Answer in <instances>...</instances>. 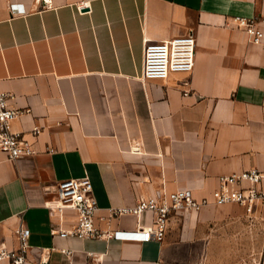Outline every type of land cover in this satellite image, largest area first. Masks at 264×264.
<instances>
[{
	"label": "crops",
	"instance_id": "obj_1",
	"mask_svg": "<svg viewBox=\"0 0 264 264\" xmlns=\"http://www.w3.org/2000/svg\"><path fill=\"white\" fill-rule=\"evenodd\" d=\"M236 17L264 30V0H0V89L35 149L0 150V247L28 227L27 264H264V203L177 214L163 240L56 231L78 219L56 207L62 179L89 177L95 224L114 231L153 223L112 215L140 195L200 199L221 175L264 171V39ZM187 34L193 69L144 78L145 44Z\"/></svg>",
	"mask_w": 264,
	"mask_h": 264
},
{
	"label": "built area",
	"instance_id": "obj_2",
	"mask_svg": "<svg viewBox=\"0 0 264 264\" xmlns=\"http://www.w3.org/2000/svg\"><path fill=\"white\" fill-rule=\"evenodd\" d=\"M85 5H81L80 9ZM239 26L244 27L251 41L261 43L264 30L255 19L236 17ZM196 38L192 34L178 35L162 41H148L144 49L143 77L146 79H165L175 72H189L195 65ZM11 95L0 89V150L9 158L16 159L35 153L33 143L21 132L12 130V123L20 110L10 105ZM38 133V129L35 131ZM218 186L210 196L200 199L193 197L187 190L157 191L153 195H140L134 206H122L111 209L112 215L133 214L140 216L144 212L154 213L152 224L139 225L133 230L117 229L104 231L95 224L98 202L93 192V183L87 176L66 178L57 183L59 211L65 208L77 212L76 224L69 229H58L59 233L75 234L81 237L137 239L150 241L163 240L171 219L187 211H199L205 205H224L236 203L253 213L256 207L264 203V171L256 168L237 171L219 177ZM55 231V232H56ZM17 248L0 247V262L8 259L11 264H27L29 252L28 227L17 231Z\"/></svg>",
	"mask_w": 264,
	"mask_h": 264
}]
</instances>
